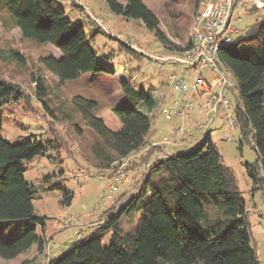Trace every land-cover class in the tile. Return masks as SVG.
<instances>
[{
    "label": "trees",
    "instance_id": "16d2710c",
    "mask_svg": "<svg viewBox=\"0 0 264 264\" xmlns=\"http://www.w3.org/2000/svg\"><path fill=\"white\" fill-rule=\"evenodd\" d=\"M106 2L114 14L141 21L164 43H170L159 28L158 17L143 0ZM201 2L197 0L198 9ZM0 23L6 30H20L25 39L59 50L60 57L48 55L42 63L62 82L111 72L98 60L91 44L96 34L90 36L81 22L71 20L56 0H0ZM122 45L137 52L127 42ZM2 54L0 51V58ZM10 54L22 59L18 51ZM218 59L236 80L241 138L250 139L258 155L255 163L246 164L247 172L256 186L254 190H264V17L240 33L233 44L222 48ZM35 82L37 96L49 109L44 80ZM122 91L123 102L110 109L119 123L116 127L98 114L97 101L74 99L85 124L99 139L92 152L105 170L124 159L128 165L133 154L150 146L152 119L139 105L152 110L156 98L125 81ZM19 95L18 85L0 79V101L8 102ZM60 146L56 139L44 142L32 136L10 143L0 135V224L32 222L13 238L7 240L0 235L3 260L29 253L33 247L40 253L46 249L48 240L36 233L42 219L35 216L33 205L40 189L25 180L24 163ZM158 149L149 147V154ZM148 157L142 161L143 166L149 163ZM150 163L146 177L140 175L136 180L134 194L124 200L127 191L104 213L102 223L89 237L79 239L48 264H260L252 246L246 200L232 170L222 163L211 133H206L197 146ZM136 166L128 167V171ZM50 178L46 182L50 183ZM42 189L63 190L58 183L43 185Z\"/></svg>",
    "mask_w": 264,
    "mask_h": 264
},
{
    "label": "rangeland",
    "instance_id": "374dc122",
    "mask_svg": "<svg viewBox=\"0 0 264 264\" xmlns=\"http://www.w3.org/2000/svg\"><path fill=\"white\" fill-rule=\"evenodd\" d=\"M56 1L65 9L71 20L84 25L90 36L96 34L91 44L98 60L111 72L85 74L76 80L62 82L42 63V58L48 55L60 57L59 50L52 45H42L25 39L20 30H6L0 23V51L3 52L0 58V79L18 85L21 90V95L17 98L8 102L0 101V135L10 143L22 142L33 136L44 142L56 139L61 145L58 149L47 150L45 156L24 163L25 180L40 189V192L34 195L33 205L35 216L42 219L36 233L48 240L46 249L40 253L33 247L29 253L15 259L0 258V264H23L28 260V264H48L69 250L79 239L89 237L97 228L94 224L102 223L104 213L126 194L128 185H135L133 179L136 172L128 171V167L136 166L133 160L142 158L140 154L145 149L148 151L149 147L131 156L133 165L117 161L110 170L101 169L92 152L99 139L85 124L74 101L76 97L97 101L100 106L98 114L116 127L119 123L110 109L123 102V81L136 90L143 89L151 93L156 98L154 109L151 110L143 104H140L139 108L151 116L153 139L157 142L164 137H175L177 127L186 129L189 134L207 117L213 119L212 138L222 156V163L232 170L239 191L246 200L252 246L258 254L260 264H264V190H254L256 186L247 172L246 164H253L258 158L250 139L241 138L239 128L233 132L222 112L213 118V114L207 116L206 111L199 110L198 106L203 103L200 97L193 98L195 108L185 120L175 118L169 121L161 113L172 105L169 76L172 72L180 71V68L179 65L163 63L150 56L171 58L183 54L182 49L184 50L191 41L190 33L204 2H201L198 9L197 0H143L158 17L160 30L170 41L164 43L156 32L150 31L141 21L114 14L106 0ZM263 17L264 5L257 9L251 6L250 10L238 8L233 24L240 33H244ZM125 42L132 45L137 52L127 50L122 45ZM11 51H18L23 60L12 57ZM219 65L221 70L226 71L220 63ZM226 72L235 83L233 75ZM38 78L45 82V99L52 113L36 94L35 80ZM186 79L193 81L189 75ZM208 81L212 83L214 77H208ZM225 94L233 102L230 112L234 114L235 108L240 104L237 89H227ZM205 133L203 131L195 136L191 144L195 142L193 146H197ZM177 139L179 141L181 137ZM240 140L243 141L242 145ZM120 169L124 170L126 176L118 186L119 191L112 192L111 187L117 185L112 177ZM48 177H51L48 179L50 183L46 182ZM137 178L140 180V175L137 174ZM55 183L60 184L63 190L42 189L43 185L48 187L49 184ZM132 190L126 197L135 193L136 189ZM126 219L122 220L123 225ZM133 220L136 228L138 218ZM30 224L32 222L26 221L2 223L0 235L8 240L22 234ZM125 227L129 228L128 225ZM104 243L107 245L108 239H105Z\"/></svg>",
    "mask_w": 264,
    "mask_h": 264
},
{
    "label": "built area",
    "instance_id": "2783aa9c",
    "mask_svg": "<svg viewBox=\"0 0 264 264\" xmlns=\"http://www.w3.org/2000/svg\"><path fill=\"white\" fill-rule=\"evenodd\" d=\"M202 7L199 9L195 25L192 27L188 46L183 54H177L171 58H157L163 63H169L173 66L179 65L180 71L172 72L169 76L168 84L171 85L170 101L172 105L165 108L161 113L166 120L172 121L175 118L185 120L189 117V112L195 106L192 103L193 98L200 97L203 103L198 106L201 111H206L207 116L213 114L216 118L222 112L225 119L228 120L230 129L235 132L239 128V122L236 115L230 112L233 102L226 96L227 89H236L234 83L226 71L221 70L218 63V53L225 46L235 42L240 34L239 29L233 24L234 15L238 8L250 10L253 7H262L264 0H203ZM192 77L189 82L186 76ZM208 77H214L210 83ZM217 90H214V89ZM191 119V117H190ZM211 120L207 117L204 121L197 124L191 133L184 128H176L175 137H164L161 141L150 143V148H159L165 151L166 146H171L178 142V137L182 141H189L192 137L201 132L210 133ZM205 133V134H206ZM130 160V158H129ZM123 162L127 163V159ZM151 163L145 164L142 175L146 177ZM125 172L123 169L117 170L112 179L117 185L111 187L112 192L119 191V185L124 181ZM137 191V188H135Z\"/></svg>",
    "mask_w": 264,
    "mask_h": 264
},
{
    "label": "crops",
    "instance_id": "0c3cea01",
    "mask_svg": "<svg viewBox=\"0 0 264 264\" xmlns=\"http://www.w3.org/2000/svg\"><path fill=\"white\" fill-rule=\"evenodd\" d=\"M210 133H211V137H213L212 135L214 134V132H213L212 128H211ZM150 135H151V137L149 138V142L151 143V142L155 141V139H153L154 136H153L152 130H151V134ZM193 138H195V137H192L189 141L179 140L177 143L171 145L170 148H165V151L164 150L161 151L160 149H158V150L153 151V154H149V150L148 151H146V149L143 150V153L140 154V157L142 156V158H138V159H134L133 160V163L135 165H137V166H136V168L130 170V171H135L136 172L135 179H133L134 181L133 180L132 181L135 183L136 179L137 180L139 179V178H137V174L138 175H142V174H140V172H142L144 167H145V166H143L142 161L144 160V158L148 157V154H149V157H148V161L149 162H150V160L151 161H155V160L160 159V158L161 159L165 158L167 155H171V154H174V153L181 152V151H178V149H183L182 151H184L186 149H189L188 147H191V146H193L195 144V142H194V144H191V142H193ZM212 140H213V138H212ZM176 147H179V148L176 149ZM133 163L131 165H133ZM132 188H135V186L132 187L131 185H128L129 193L131 191H133ZM127 198L128 197H125L124 200H126ZM100 223L101 222H99L98 224H94V227H97Z\"/></svg>",
    "mask_w": 264,
    "mask_h": 264
}]
</instances>
